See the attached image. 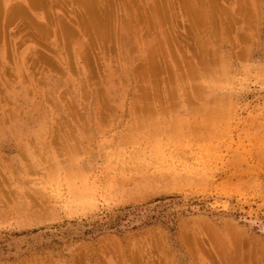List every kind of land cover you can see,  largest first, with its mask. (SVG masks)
I'll use <instances>...</instances> for the list:
<instances>
[{
	"label": "rangeland",
	"instance_id": "obj_1",
	"mask_svg": "<svg viewBox=\"0 0 264 264\" xmlns=\"http://www.w3.org/2000/svg\"><path fill=\"white\" fill-rule=\"evenodd\" d=\"M126 1L20 42L0 0V264H264V0Z\"/></svg>",
	"mask_w": 264,
	"mask_h": 264
},
{
	"label": "bare ground",
	"instance_id": "obj_2",
	"mask_svg": "<svg viewBox=\"0 0 264 264\" xmlns=\"http://www.w3.org/2000/svg\"><path fill=\"white\" fill-rule=\"evenodd\" d=\"M69 1L72 0H11L9 4L4 6V25H8L10 21H17V19H19L14 28L13 35H19L20 42H22L29 38H34L36 40L45 39L48 38V36H51V34L59 37L60 39H70L77 35L81 38L86 33H101L107 26H112L113 31L116 32L117 29L121 28V24L125 20H128L129 18L133 20L135 17L134 10L129 13L128 8L126 9V0H80L83 4L78 5V7L72 6L69 9H65L67 6H71L70 3L69 5L67 3ZM167 3L169 4V0ZM174 3L178 4V1L175 0ZM190 3L192 4V2ZM56 6H59L61 7H58L59 9L62 10L63 8L64 10H60L61 12H59L55 10ZM168 6H173V4H169ZM155 11L156 9L151 5L150 7H145L142 12L138 13V20L145 22V19H149L152 12ZM149 27L150 26L147 25L148 29ZM136 31L133 32L134 36L137 34ZM102 33L104 34V31ZM42 43L44 44V42ZM43 46H45V44ZM61 46H63V44H61ZM35 52L38 51L35 50L34 53ZM34 53L31 54L34 55ZM41 58H43L44 61L52 62L49 57L44 54L41 55V53H37L36 57H30L29 60L31 59V61L35 63L36 60H40ZM132 60V70L135 73V77H138L137 73L142 65H139L135 58H132ZM260 246H262V244Z\"/></svg>",
	"mask_w": 264,
	"mask_h": 264
}]
</instances>
